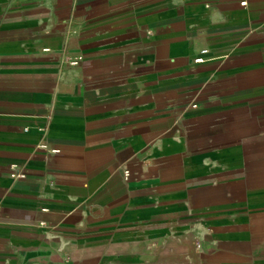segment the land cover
Listing matches in <instances>:
<instances>
[{
	"label": "crops",
	"instance_id": "crops-1",
	"mask_svg": "<svg viewBox=\"0 0 264 264\" xmlns=\"http://www.w3.org/2000/svg\"><path fill=\"white\" fill-rule=\"evenodd\" d=\"M256 144L264 0H0V264H264Z\"/></svg>",
	"mask_w": 264,
	"mask_h": 264
},
{
	"label": "rangeland",
	"instance_id": "rangeland-1",
	"mask_svg": "<svg viewBox=\"0 0 264 264\" xmlns=\"http://www.w3.org/2000/svg\"><path fill=\"white\" fill-rule=\"evenodd\" d=\"M251 160V181L253 184H264V144H256ZM255 151V152H254Z\"/></svg>",
	"mask_w": 264,
	"mask_h": 264
},
{
	"label": "built area",
	"instance_id": "built-area-1",
	"mask_svg": "<svg viewBox=\"0 0 264 264\" xmlns=\"http://www.w3.org/2000/svg\"><path fill=\"white\" fill-rule=\"evenodd\" d=\"M208 49L207 48H203L200 51V54L198 56L195 57V61L196 62H203L205 60V55L207 54ZM82 56L78 55V56H68V61L70 64L72 65H76L79 63V61L81 60ZM41 147H46L47 145L45 143H42L40 145ZM54 151H57L58 149H53ZM10 173L12 177H16V178H24L26 177V168L22 163L19 162H12L10 164ZM127 173V171H126Z\"/></svg>",
	"mask_w": 264,
	"mask_h": 264
}]
</instances>
